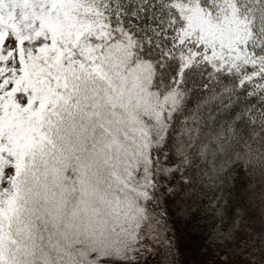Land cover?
<instances>
[{
  "label": "trees",
  "instance_id": "16d2710c",
  "mask_svg": "<svg viewBox=\"0 0 264 264\" xmlns=\"http://www.w3.org/2000/svg\"><path fill=\"white\" fill-rule=\"evenodd\" d=\"M73 1L75 12H97L108 21L116 39L130 38L131 56L149 65L159 98L176 96L177 105L163 114L162 144L151 149V188L132 264H264V0ZM188 7L213 24L234 15L243 39L236 46L215 40L205 46L195 30L187 34ZM53 33L59 55L68 56L71 48ZM79 45L71 51L80 57ZM29 49L26 41L18 46L19 82L13 77L0 95V138L17 144L10 161L0 149V186L8 172L21 190L55 154L63 160L67 138L61 117L40 121L37 106H24L19 86L46 80L48 87V78L60 76L54 52Z\"/></svg>",
  "mask_w": 264,
  "mask_h": 264
},
{
  "label": "rangeland",
  "instance_id": "374dc122",
  "mask_svg": "<svg viewBox=\"0 0 264 264\" xmlns=\"http://www.w3.org/2000/svg\"><path fill=\"white\" fill-rule=\"evenodd\" d=\"M73 5V0H0V95L7 94L13 77L19 82L13 61L18 36L29 50L50 49L60 76L48 78V87L46 80L23 84L19 92L25 108L38 107L40 121L61 117L59 128L67 134L63 160L55 154L54 163L34 172L22 190L18 177L6 173L7 183L0 186V264H132L137 249L151 188V149L162 144L168 127L163 114L177 105L176 96L159 98L151 90L150 67L134 62L128 36L116 39L101 15L75 12ZM186 11L187 34L195 30L205 46L213 40L220 47L236 46L243 39L234 15L213 24L198 8ZM49 30L73 51L80 44L82 55L69 50L61 57V43ZM72 37L79 41L72 43ZM15 145L13 138L8 143L0 138L9 161Z\"/></svg>",
  "mask_w": 264,
  "mask_h": 264
}]
</instances>
